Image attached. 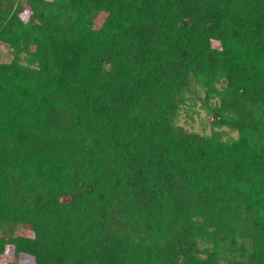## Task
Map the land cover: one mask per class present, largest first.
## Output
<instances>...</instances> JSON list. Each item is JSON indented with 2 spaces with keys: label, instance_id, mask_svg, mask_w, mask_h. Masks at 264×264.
<instances>
[{
  "label": "trees",
  "instance_id": "trees-1",
  "mask_svg": "<svg viewBox=\"0 0 264 264\" xmlns=\"http://www.w3.org/2000/svg\"><path fill=\"white\" fill-rule=\"evenodd\" d=\"M26 3L0 0V255L264 264V0ZM192 86L209 134L175 123Z\"/></svg>",
  "mask_w": 264,
  "mask_h": 264
},
{
  "label": "rangeland",
  "instance_id": "rangeland-1",
  "mask_svg": "<svg viewBox=\"0 0 264 264\" xmlns=\"http://www.w3.org/2000/svg\"><path fill=\"white\" fill-rule=\"evenodd\" d=\"M18 2L23 6V11L20 13V16L22 19L27 20L30 15V10L26 0H18ZM105 16L106 13L104 12L98 13L93 19V27L98 28L104 21ZM13 56L14 54L11 48H9L5 43L0 42V62H10ZM22 56H24V54H21V57ZM192 88V92L187 95L189 97L187 102L188 104L182 106L175 119V123L187 130L196 131L202 134H209L212 131L210 124L212 116L209 115L203 108L201 99L205 96L204 91L198 87L192 86ZM223 129L228 133L223 135L224 138L229 135L236 136V132L225 127H223ZM13 233L18 235H32V231L28 227L19 225L14 227ZM5 234H9V231L5 232ZM28 261H30V258L23 254L15 256L11 245H8L5 252L0 255V264H19Z\"/></svg>",
  "mask_w": 264,
  "mask_h": 264
}]
</instances>
